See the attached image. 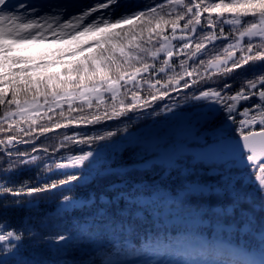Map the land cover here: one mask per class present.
I'll return each mask as SVG.
<instances>
[{
    "label": "snow or ice",
    "instance_id": "obj_1",
    "mask_svg": "<svg viewBox=\"0 0 264 264\" xmlns=\"http://www.w3.org/2000/svg\"><path fill=\"white\" fill-rule=\"evenodd\" d=\"M0 264H264V0H0Z\"/></svg>",
    "mask_w": 264,
    "mask_h": 264
},
{
    "label": "trees",
    "instance_id": "obj_2",
    "mask_svg": "<svg viewBox=\"0 0 264 264\" xmlns=\"http://www.w3.org/2000/svg\"><path fill=\"white\" fill-rule=\"evenodd\" d=\"M94 38L95 37L92 36L81 37L80 42L87 43ZM73 47L74 45H68V44H39V45L26 46L24 49L21 50V53L25 56L35 57L47 53L70 50Z\"/></svg>",
    "mask_w": 264,
    "mask_h": 264
}]
</instances>
